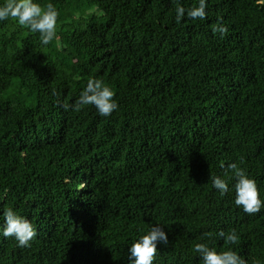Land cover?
<instances>
[{
    "label": "trees",
    "instance_id": "1",
    "mask_svg": "<svg viewBox=\"0 0 264 264\" xmlns=\"http://www.w3.org/2000/svg\"><path fill=\"white\" fill-rule=\"evenodd\" d=\"M38 2L60 13L49 45L0 21V230L9 207L37 230L30 247L0 234V264H129L155 225L154 264H203L196 243L264 264V209L235 204L228 168L264 198V0H207L179 23L199 0ZM90 78L116 92L111 116L78 107ZM233 229L235 245L217 235Z\"/></svg>",
    "mask_w": 264,
    "mask_h": 264
},
{
    "label": "clouds",
    "instance_id": "2",
    "mask_svg": "<svg viewBox=\"0 0 264 264\" xmlns=\"http://www.w3.org/2000/svg\"><path fill=\"white\" fill-rule=\"evenodd\" d=\"M207 0H199L198 6L186 9L184 6L176 8V20L179 23L187 15L188 18L204 20L207 16ZM59 10L49 2L43 6L38 0H3L0 3V21L9 18L15 20L20 26L28 28L32 33H39L42 45H49L56 37ZM214 31L225 34L226 27H217ZM116 92L103 80L90 78L86 87L80 94L77 102L79 106L92 105L98 114L103 117L111 116L119 108L115 100ZM228 168L233 171L235 184V204L242 207L248 214L259 213L264 209V198L258 189L255 179L231 163ZM213 187L221 196L228 194L230 189L229 179L220 176L212 177ZM4 225L0 234L5 238L14 237L20 247H30L31 241L37 236L35 225L25 216L20 215L13 208H7L4 213ZM211 236V233L208 234ZM225 238L230 244H237L239 236L235 229L227 235L223 231L217 234ZM169 236L165 229L159 225L152 226L146 234L136 239L128 249L129 264H154L159 246L167 245ZM194 252L202 258L203 264H248V261L237 251L229 248L226 251H217L208 243H196Z\"/></svg>",
    "mask_w": 264,
    "mask_h": 264
}]
</instances>
